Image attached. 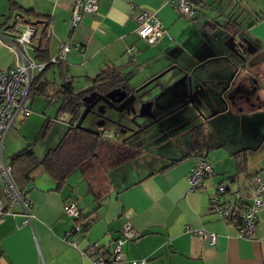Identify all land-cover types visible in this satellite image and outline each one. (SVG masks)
<instances>
[{
    "label": "crops",
    "instance_id": "crops-1",
    "mask_svg": "<svg viewBox=\"0 0 264 264\" xmlns=\"http://www.w3.org/2000/svg\"><path fill=\"white\" fill-rule=\"evenodd\" d=\"M74 1L0 0V33L4 36L12 37L8 28L15 13H22L18 8L11 11V4H15L33 8L48 22L49 58L59 53L67 39L79 43L77 48L71 47L66 52L64 59L44 70V76L52 80L47 96L62 97L61 80L68 75L73 76V88L78 90L82 85L87 87L90 78L101 70L115 66L135 87L172 62L187 69L195 68L196 77H191L194 90L198 78L220 86L236 70L228 59L233 58L230 49L236 42L235 31L240 32L242 48H247L245 53L252 56L251 63L264 81V0H195L192 18L179 14L166 0H97V9L84 11L81 20L73 24ZM141 8L155 11L174 39L163 35L150 43L141 37L133 17ZM238 54L235 50V55L241 58ZM14 63L13 51L0 46V69ZM173 76H167L164 83ZM262 108L264 103L256 106L255 111L259 113ZM57 112L55 120L66 122L67 127L69 117L62 116L68 111ZM43 114L32 111L27 116L17 115L4 140L7 158L30 142L38 156L55 145L51 141L44 148L38 147L52 128L60 135L66 127L60 128L64 124L58 122L52 127L53 118L43 120ZM218 114L221 120L230 117L229 113L213 115ZM43 128L45 132L41 135ZM252 131L250 141L241 144L221 134V138L202 135L201 154L211 160L213 173L194 190L189 189L187 174L199 148H191L187 135L185 143L189 148L185 143L180 147L185 151L175 146V150L166 152L158 148L145 154L144 150L126 162L115 189L98 202L81 170L74 169L59 184L44 168L36 167L23 189L32 200L31 220L25 221L20 203H14L0 216V264H95L89 246L96 242L109 256L125 224L137 236L123 243L124 259L107 264H264V207L258 211L251 235L239 234L235 222L209 211L210 195L216 184L227 186L224 200L243 205L251 200L250 176L258 173L264 178V150L258 162L246 163L242 170L245 178L238 176V160L245 158L246 162L249 150L261 148L264 121ZM174 158L181 159L161 168ZM69 199L76 201L82 215L97 214L86 230L80 228L73 233L75 219L63 211V204ZM199 228L214 232L215 243H210L207 237L199 238L195 232ZM142 259L145 260L140 262Z\"/></svg>",
    "mask_w": 264,
    "mask_h": 264
},
{
    "label": "built area",
    "instance_id": "built-area-1",
    "mask_svg": "<svg viewBox=\"0 0 264 264\" xmlns=\"http://www.w3.org/2000/svg\"><path fill=\"white\" fill-rule=\"evenodd\" d=\"M173 5L177 12L187 18L194 16L196 5L195 0H166ZM97 9V0H75L72 4V21L78 23L82 18L84 11H94ZM136 23L137 33L148 42L154 43L163 35H172L161 22L155 11L141 8L133 15ZM14 36L7 38L0 33V46L9 47L15 55V63L6 68L0 69V181L2 194L0 195V216L9 211L14 203H20L25 214V221H30L32 214V200L22 193L16 186L12 175L11 166L4 153L3 146L6 134L16 116L22 112L29 115L32 111L29 107V88L36 70L44 67V62H39L32 55L37 38L40 34H35V29L30 24H24L20 21L13 24ZM50 27L47 26L46 33L49 35ZM173 38V37H172ZM78 42L67 39L63 42L59 53L50 58V61L56 62L64 59L66 52L71 48H77ZM131 50V47L128 48ZM68 118L69 113L62 118ZM213 173V164L210 159L204 156H196L193 164L187 174L189 189L194 190L203 184V180ZM251 200L247 204L238 206L223 196L226 191L225 184L214 186L210 195L209 211L212 214L224 219L235 216V222L238 226L239 234H250L257 223L258 211L264 207V178L259 174L252 177ZM63 211L71 215L74 219L73 233L81 228L78 220L80 210L73 199H69L63 204ZM197 236L201 239L207 237L210 243H215L216 235L212 231L204 228L195 230ZM137 232L128 224H125L122 232L113 242V247L109 256L98 249V243L94 242L89 246L90 255L95 264H107L116 260L124 259L123 243L127 239H133ZM142 259L140 262H143ZM139 261H133L136 263Z\"/></svg>",
    "mask_w": 264,
    "mask_h": 264
},
{
    "label": "trees",
    "instance_id": "trees-1",
    "mask_svg": "<svg viewBox=\"0 0 264 264\" xmlns=\"http://www.w3.org/2000/svg\"><path fill=\"white\" fill-rule=\"evenodd\" d=\"M17 8L21 9L22 13H15L14 21L8 28L9 31L13 32V24L18 21L24 24L32 25L35 29V34H37L38 31L42 29L39 37L37 38L38 43L35 45V48L32 51V55L37 61L44 62V67L34 72L28 96L32 94V96L36 94L47 96L49 95L48 86L52 83V80H49L44 76V70L48 66L53 64V62L50 61V58L46 54L47 41L50 37L46 33L48 22L46 23L44 17L35 12L31 7H22L15 4H11L10 6L11 11ZM13 36L14 32L12 37ZM250 61L251 58H245L243 62L238 64V67L234 71L233 77L240 72L246 71V68H249L250 71H252L254 77L262 81L263 75H261L260 72L256 71V68H254V64H252ZM125 81L126 79L124 78L123 73L118 67L115 66L107 67L106 69L101 70L94 77L90 78V84L84 89L74 90L73 76L71 75H68L66 76V78H63V80H61L60 89L62 90V99L59 109L67 110L71 113V116L68 119V125L59 138L58 142L55 145L49 147L42 156H38L36 154L34 145L32 142H30L24 147L12 153L7 158L11 166L12 178L16 186L22 193L28 182L31 181L30 174L36 167L44 168L51 176H53L57 180L59 184L65 182L68 175L74 169L79 168L85 176V179L88 181L90 188L95 193L94 196L97 202L99 201V199L101 200L102 197L106 196L107 193L115 189L116 183L121 180L120 173H124V169L126 166L125 163H129L130 161L135 159L139 154L142 153L143 150L134 146L122 144L117 140L104 137L100 135V132L98 130H93L88 126H84L83 120L81 124H78L77 120L83 111L84 103L82 100L84 96H86L91 90L98 89L102 91V89L105 90L117 83L123 84L125 83ZM31 102L32 101L29 99L30 109ZM20 113L23 114L22 112ZM44 132L45 130L43 128L41 131V135L42 133L44 134ZM194 145L195 149L199 148L197 153H195L196 156H203L200 150V143ZM238 152L239 151L236 150L235 154H238ZM179 159L181 158L171 159L170 162H168L161 168L163 169ZM237 167L239 171H242L246 168L245 158H241L238 160ZM253 175L250 176L251 184ZM116 176H119V178L117 179ZM219 184L220 183L216 184L215 186ZM251 193L252 185L250 186L249 192L250 198ZM96 218L97 214L89 217L88 215H82L80 212V216L76 220L80 222L81 230L83 231L86 230L92 220ZM234 218L235 216L225 220L235 222ZM253 231L250 234L245 235H251ZM98 249H101L100 245Z\"/></svg>",
    "mask_w": 264,
    "mask_h": 264
},
{
    "label": "flooded vegetation",
    "instance_id": "flooded-vegetation-1",
    "mask_svg": "<svg viewBox=\"0 0 264 264\" xmlns=\"http://www.w3.org/2000/svg\"><path fill=\"white\" fill-rule=\"evenodd\" d=\"M244 49L246 52L247 48ZM244 58H251L250 62H252L251 55L246 54ZM243 60L241 62H243ZM175 66H177L180 70ZM166 69L169 70L168 72L171 71L169 76L174 74L173 78H171V80L169 79L166 84L163 82L165 87L162 89H154L151 95H146V90L149 89L152 85H157V83H160L165 73L154 80L150 85L140 89L138 92L134 91V88L138 85L135 87H130L124 85L125 83H117L105 90L102 89V91L93 89L85 96L87 98H83L82 101L84 103V107L85 105L91 104L95 101V96H97L96 94L102 97V95H104L108 91V89L110 90V88L113 89L122 86L126 90L125 93H123V91L121 90H118L115 94V98H118L121 95L125 94V98L141 96L142 100H145L154 94H159L170 88L172 90V87L177 84L175 83L174 85H171L175 80H180L181 83V81H184L185 78L191 79V77H196V73L194 72L193 68L187 69L176 62L170 63L163 70ZM245 70L246 71L240 72L239 74L234 76L232 78L233 83H231L226 89L223 88L226 87L231 74L222 81L223 84L220 86H216L215 83L209 82L211 80H202L200 78L197 79L199 83L196 84V86L194 84L196 88L195 90H192L193 92L196 90L201 91L204 87H210L209 83H211V85L215 87L214 90L220 93V95L222 94V101L218 102L214 97L215 103L210 105L209 107L198 98H196V96H194L196 95V93H194L193 95L192 92L189 93L184 99H179V101L169 104L162 103L160 101V97L157 98V95L152 101L151 108L149 110V116H147V118H142L139 117V111L140 113H148L147 103H144L140 109V105L138 104V102H136L135 106L132 107L131 105L127 104V102H122L116 99L112 100L103 96L102 99L97 100L91 106L84 119L90 116L91 123L87 126H89V128H92L93 130H98L100 132V135L111 138L113 140H117L118 142L125 145L140 148L143 151L146 149L148 151L155 150L161 148L162 145L165 146L164 144L168 143H172L177 149H179L181 147V144H184L186 135L190 137L189 142L191 148L195 149L194 144H202L203 131H201V127L202 123L205 121L200 118V115H202V113L205 117L206 115H209L208 117L213 116V114L219 112L225 114L229 113V115L242 120L244 112H249V104H254V100L251 101V96H254V92H256L257 89V82L260 81V79L254 77L252 71H250L249 68H246ZM166 79L167 78H165V80ZM92 91L95 95L90 96V93ZM255 98H259L257 94ZM191 101L194 104L193 111H190V109L187 108V103ZM154 105L157 107L156 109L154 108ZM205 106L210 109L205 110ZM199 111L201 112L199 113ZM70 116L71 113L69 115V118ZM105 127L112 129L111 131H109L106 130ZM146 144L151 145L140 147V145ZM185 144L186 147H188V144ZM180 149H182L183 151L186 150L184 148Z\"/></svg>",
    "mask_w": 264,
    "mask_h": 264
},
{
    "label": "rangeland",
    "instance_id": "rangeland-1",
    "mask_svg": "<svg viewBox=\"0 0 264 264\" xmlns=\"http://www.w3.org/2000/svg\"><path fill=\"white\" fill-rule=\"evenodd\" d=\"M234 33L237 34L235 36L236 42L233 43V45L230 49L231 50V56L233 58H228V59L231 60L232 63L237 68L238 64H240V62L243 59H245L244 57H245L246 53H245V50L242 48V43L240 41V36H241L240 32L235 31ZM235 50H236V52L239 53L238 55L240 57H243V58L237 57L235 55ZM168 71L169 70H167L165 72V74L162 77V81L160 83H163L165 78L167 76H169L171 71L170 72H168ZM188 82H189V78H185V80L182 81V83L176 84L174 87H172V90L170 88L164 92L160 91L161 93L158 94L157 98L160 97V101L164 104L175 103V102L179 101V99H181V100L184 99L189 94ZM209 85H210V87H207V88L204 87L201 91H199V90H196L194 92L192 91L193 95H194V93H196V95H194V96H196V98H198L200 101H202L203 103H205L208 106L214 104L215 99L218 102H221L223 99L222 96L220 95V93H218L214 90L215 87L213 85H211V83H209ZM164 87H165V85H163L162 88H164ZM84 88H86V86L82 85V86L78 87L77 89L80 90V89H84ZM158 88H160V87L158 86ZM48 93H49V91H48ZM256 94L258 95L259 98H255ZM32 95H29V99L32 101L31 102L32 103L31 109L33 108L32 111L35 114H37V113L43 114L44 111H47V114H43L44 115L43 120H45L47 117L53 118L52 119V123H53L52 127H54L55 124L58 122L57 124H64V125H60V128L65 129L66 122H60V121L55 120V118L58 117L59 112H57V111L59 110L60 100L62 99L61 96L58 94H53L52 96H45V95H41V94H36L35 96H32ZM214 97H215V99H214ZM251 99H252L251 101L254 100L253 101L254 104H249V106H248L249 112H244L242 120L237 119V117H234L232 115H230V117H228V118H223L221 120L220 114L213 115L210 117H208L209 115L208 116L206 115V117H205L202 113V115H200V118L205 120L202 123V127H201V129H202L201 131H203V134H208L209 136L217 135V137H219V138H221L219 136L221 134L223 138L226 137L228 140L233 139V140L237 141V143H239V144L247 143L248 141H250V139H251L250 136H252L251 133H253L252 128L255 125H257L259 122H262V120L264 121V108H262L263 111H260L259 113H257V111H255L256 106H258V105L262 106V104L264 103V81H258L257 82L256 92H254V96L253 95L251 96ZM246 104H247V102H246ZM193 105L194 104L192 101L188 102L187 108H189L190 111L191 110L193 111ZM154 108L156 109L157 107L154 105ZM209 109L210 108L205 106V110H209ZM199 110H200V108H199ZM200 112L201 111H199V113ZM139 117L147 118L146 115H139ZM90 123H91L90 122V116H88L84 119L83 124L85 126H87V125H90ZM253 123H254V125H253ZM97 125H99V124H97ZM151 128H152V125H151ZM105 129L111 131L112 128L110 129L108 127H105ZM62 132H63V130L60 132V135L63 134ZM60 135L56 131H53V128H52L50 133L48 134V136L45 139H42L41 143H39L38 147L44 148L45 145L47 143H51V141L56 144L58 142L59 138L61 137ZM255 137H257V136H255ZM51 138H54V139L51 140ZM150 145L151 144L140 145V147H146V146H150ZM164 145L165 146L162 145L161 148H159V150L166 152L168 150H175L176 149L172 143H168V144H164ZM263 150H264V141L261 144V148H259V149L257 148L255 150H249L248 151V158H247L246 163L250 164V162L251 163L252 162H254V163L258 162L259 161V160L257 161L258 156L262 153ZM147 152H148V150L146 149L145 154ZM263 157H264V155H263ZM76 170H80V169L76 168ZM72 174H71V176H72ZM244 174H245L244 171L243 172L240 171L238 176L242 175L245 178ZM0 184H1V181H0Z\"/></svg>",
    "mask_w": 264,
    "mask_h": 264
},
{
    "label": "water",
    "instance_id": "water-1",
    "mask_svg": "<svg viewBox=\"0 0 264 264\" xmlns=\"http://www.w3.org/2000/svg\"><path fill=\"white\" fill-rule=\"evenodd\" d=\"M173 39H174V36H173ZM167 70H168V69L163 70V71H161V72L155 74L154 76H152V77L149 78L148 80L144 81V82H143L142 84H140L139 86L135 87V88H134V91H135V92H138L140 89H142V88H144V87L150 85L154 80H156L158 77L162 76ZM233 75H234V73L231 75V77H230V79H229V81H228L226 87H224L223 89H226L231 83H233V80L231 79V78L233 77ZM175 83L180 84V80H175L171 85H174ZM181 83H182V81H181ZM124 85H127V86L132 87L131 84L128 83V81H125V84H124ZM163 85H164L163 83H157V85H156V84H155V85H152L149 89L146 90L145 94H146V95H151V93L153 92L154 89L158 88V86L160 87L159 89H161V88L163 87ZM171 85H170V86H171ZM151 88H152V89H151ZM188 88H189V93H191L192 90H193V84L191 83V79H190V78H189V82H188ZM118 90L123 91V93L126 92V90L124 89V87L120 86V87H118V88H113V89L108 90L104 95H102V97L99 96L98 94H96L97 96H95V101L92 102L91 104L85 105V107H84V109H83V111H82L80 117H79L78 120H77V123H78V124H81L82 120H83L84 117L86 116V114H87V112L89 111V109L91 108V106H92L97 100L102 99L103 96H104V97H107V98H109V99H112V100H115V99H116V100H120V101H122V102H123V101H124V102H127V104L131 105L132 107H134V106H135V103L138 102V104L140 105V106H139L140 109H141V106H143L144 103H147V104H148V105H147L148 113H144V112H143V113H140V111H139V115H146V116H149V114H150V113H149V112H150L149 110H150V108H151L152 101H153V99H155V97H156L158 94H154V95H152L151 97H149V98H147V99H145V100H142L141 96H138V97H137V96H134V97H131V98H128V97L125 98V96H124L125 94L121 95V96L118 97V98H117V97L115 98V94L117 93ZM91 95H95L93 91L90 93V96H91ZM142 95H143V94H142ZM90 96H89V97H90ZM221 96H222V94H221ZM84 97H85V96H84ZM85 98H87V97H85ZM86 100H88V99H86ZM224 101H226V100H224Z\"/></svg>",
    "mask_w": 264,
    "mask_h": 264
}]
</instances>
